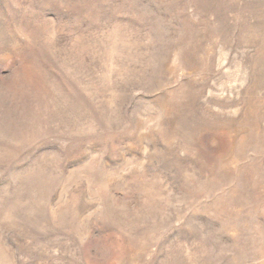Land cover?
<instances>
[{
    "label": "rangeland",
    "instance_id": "rangeland-1",
    "mask_svg": "<svg viewBox=\"0 0 264 264\" xmlns=\"http://www.w3.org/2000/svg\"><path fill=\"white\" fill-rule=\"evenodd\" d=\"M0 264H264V0H0Z\"/></svg>",
    "mask_w": 264,
    "mask_h": 264
}]
</instances>
